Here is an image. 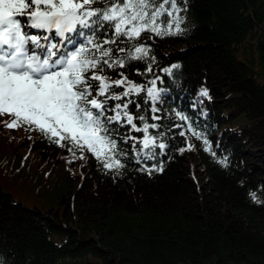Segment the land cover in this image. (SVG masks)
<instances>
[{
  "label": "trees",
  "instance_id": "trees-1",
  "mask_svg": "<svg viewBox=\"0 0 264 264\" xmlns=\"http://www.w3.org/2000/svg\"><path fill=\"white\" fill-rule=\"evenodd\" d=\"M177 4L180 33L120 44L148 55L104 72L145 89L109 104L138 103L129 111L160 125L150 132L164 134L163 155L137 164L133 142L121 141L125 166L105 170L87 151L73 155L0 117V264H264V0ZM168 19L158 21L165 30ZM225 159L226 167L217 162ZM151 167L163 171L141 170Z\"/></svg>",
  "mask_w": 264,
  "mask_h": 264
},
{
  "label": "snow or ice",
  "instance_id": "snow-or-ice-1",
  "mask_svg": "<svg viewBox=\"0 0 264 264\" xmlns=\"http://www.w3.org/2000/svg\"><path fill=\"white\" fill-rule=\"evenodd\" d=\"M180 11L177 0H0V117L11 118L3 121L4 127L37 131L50 143L67 147L73 155L87 151L105 170L116 172L125 166L121 157L128 155L121 141L124 145L133 142L137 164L141 158L146 162L163 155L167 147L162 142L164 134L150 132L160 125L129 111L130 104L139 108L138 103L129 99L109 104L110 100L139 96L145 89L123 73L120 79L111 80L104 72L105 66L124 68L148 55L144 46L132 43L126 49L120 44L137 41L145 32L156 36L180 33ZM165 15L169 18L166 30L158 23ZM109 31L110 36L97 42L98 34ZM150 83L152 87L146 92L154 105L159 90L155 80ZM115 88H123V92L115 94ZM200 95L206 97L208 93L201 91ZM151 111L156 113L158 109L153 106ZM177 116L181 121L188 120L179 113ZM151 119L160 117L152 115ZM121 128L143 135L121 134ZM188 131L197 140L202 138L190 124ZM203 143L204 151L215 156L209 141L203 139ZM217 162L227 166L226 159ZM141 170L151 173L163 168ZM251 197L262 202L255 192Z\"/></svg>",
  "mask_w": 264,
  "mask_h": 264
}]
</instances>
